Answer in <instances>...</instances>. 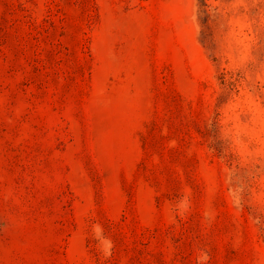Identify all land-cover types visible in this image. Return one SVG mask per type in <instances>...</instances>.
<instances>
[{"label":"rangeland","instance_id":"rangeland-1","mask_svg":"<svg viewBox=\"0 0 264 264\" xmlns=\"http://www.w3.org/2000/svg\"><path fill=\"white\" fill-rule=\"evenodd\" d=\"M0 264H264V0H0Z\"/></svg>","mask_w":264,"mask_h":264}]
</instances>
